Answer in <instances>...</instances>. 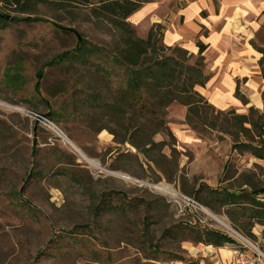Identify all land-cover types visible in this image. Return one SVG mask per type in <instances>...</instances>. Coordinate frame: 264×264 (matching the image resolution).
I'll return each instance as SVG.
<instances>
[{"label":"rangeland","instance_id":"374dc122","mask_svg":"<svg viewBox=\"0 0 264 264\" xmlns=\"http://www.w3.org/2000/svg\"><path fill=\"white\" fill-rule=\"evenodd\" d=\"M179 8L162 5L164 28ZM0 13L33 19L0 29V264H215L194 253L202 244L185 239L188 227L219 232L250 258L264 255V225L241 217V208L212 210L192 198H206V191L197 193L201 185L264 191V160L244 148L264 142L263 112L217 111L196 86L208 120L199 132L176 102L150 117L123 94L127 72L112 60L118 32L93 20L89 8L38 5L19 14L0 5ZM80 38L98 54L44 67L74 51ZM157 44L166 47L159 35ZM195 62L188 54L187 64ZM203 73L208 77L204 63ZM176 127L195 141L179 142ZM149 142L159 145L149 155L136 149ZM257 198L264 204V193Z\"/></svg>","mask_w":264,"mask_h":264},{"label":"trees","instance_id":"16d2710c","mask_svg":"<svg viewBox=\"0 0 264 264\" xmlns=\"http://www.w3.org/2000/svg\"><path fill=\"white\" fill-rule=\"evenodd\" d=\"M147 3L149 0H0L3 10H13L19 14L29 13L38 5H48L58 11H67L77 7L89 8V15L93 20L105 23L119 34L120 47L112 60L118 66L124 67L127 72L123 91L127 99L141 103L142 111L150 117H156L158 112L174 102L179 103L187 108L186 125L192 131L199 132L201 126L208 125V120L200 114L198 104L202 98L194 91V88L196 86L204 87L208 81V77L203 73L202 58L206 47L198 41L196 43L198 49L195 56L196 62L194 65H188V52L186 50L177 46L173 48L158 46V35L163 37L165 30L161 24H154L145 39L136 37L128 19ZM2 16L7 15L0 13V29H3L10 22L29 23L33 20L29 17H13L6 20ZM85 44V41L80 38L74 51L54 57L44 67L61 65L74 56L77 57L78 61L83 62L86 57L98 54L99 49L87 47ZM252 46L261 54L259 69L264 80V48L257 47L254 43ZM165 51L171 54L165 55ZM239 85L240 83L237 82L235 95L243 105H246L247 99L240 92ZM35 90H37V85ZM96 100L101 102V105L105 104L99 96H96ZM262 100L264 102V93ZM249 111L254 112V109L250 108ZM234 118L237 119L239 125L246 123L245 116H235ZM260 119L261 126L264 128V110ZM158 146V144L149 142L144 145L143 150L139 147L136 149L139 152L142 151L144 155H149ZM244 148L255 158L264 160V142L261 141L256 147L245 145ZM248 187V191L234 193L227 190H210L201 185L197 193L206 191V198L199 194L197 197L194 196L195 194L192 195V198L202 206L212 210L216 208L217 210L241 208L239 211L241 217L248 216L264 225V204L259 202L257 198L264 191ZM183 235L185 239L189 238L196 244L211 246L216 249L236 244L231 238L219 232L200 227H188Z\"/></svg>","mask_w":264,"mask_h":264},{"label":"crops","instance_id":"0c3cea01","mask_svg":"<svg viewBox=\"0 0 264 264\" xmlns=\"http://www.w3.org/2000/svg\"><path fill=\"white\" fill-rule=\"evenodd\" d=\"M173 1L180 8L170 25L165 26L164 46L182 45L192 56L197 55L198 41L206 47L202 58L208 81L204 87L196 88V92L217 111L254 108L263 112L264 80L259 69L261 54L252 43L264 48V0H218L214 7L205 5L204 0L185 4H182L183 0L150 1L128 19L138 30V38L145 39L150 28L162 22L158 17L160 8ZM237 82L247 99L246 105L235 95ZM172 130L182 144L195 141L191 131L180 127ZM237 244L220 249L200 244L194 248V253L212 257L210 259L215 264H231L233 251L239 247Z\"/></svg>","mask_w":264,"mask_h":264},{"label":"built area","instance_id":"2783aa9c","mask_svg":"<svg viewBox=\"0 0 264 264\" xmlns=\"http://www.w3.org/2000/svg\"><path fill=\"white\" fill-rule=\"evenodd\" d=\"M188 201L191 202L195 208L200 207L196 202L190 200ZM263 258L264 255L259 251H256L254 256L250 258L245 252L237 249L233 251V259L231 264H261L263 262Z\"/></svg>","mask_w":264,"mask_h":264},{"label":"bare ground","instance_id":"6f19581e","mask_svg":"<svg viewBox=\"0 0 264 264\" xmlns=\"http://www.w3.org/2000/svg\"><path fill=\"white\" fill-rule=\"evenodd\" d=\"M87 162L93 166H96V164L92 161L87 160ZM155 189L158 191H161L162 193L166 194L168 197H171V198H176L178 196V194L175 191L168 190L166 188L156 187Z\"/></svg>","mask_w":264,"mask_h":264},{"label":"water","instance_id":"95a60500","mask_svg":"<svg viewBox=\"0 0 264 264\" xmlns=\"http://www.w3.org/2000/svg\"><path fill=\"white\" fill-rule=\"evenodd\" d=\"M4 19H6V20H10L11 18L10 17H8V16H2Z\"/></svg>","mask_w":264,"mask_h":264}]
</instances>
